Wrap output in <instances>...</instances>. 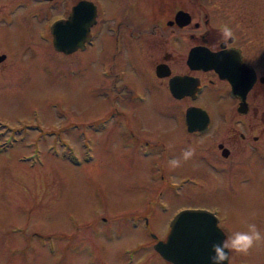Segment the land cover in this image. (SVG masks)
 <instances>
[{
	"label": "rangeland",
	"instance_id": "374dc122",
	"mask_svg": "<svg viewBox=\"0 0 264 264\" xmlns=\"http://www.w3.org/2000/svg\"><path fill=\"white\" fill-rule=\"evenodd\" d=\"M60 14L48 0H0V264H171L154 243L193 205L217 208L226 231L247 220L264 233L262 167L223 182L194 155L170 170L194 148L184 113L159 108L141 77L149 68L114 63L101 34L86 50H56L48 26ZM113 88L136 95L122 114L110 113ZM231 264H264V243Z\"/></svg>",
	"mask_w": 264,
	"mask_h": 264
},
{
	"label": "flooded vegetation",
	"instance_id": "af4514ba",
	"mask_svg": "<svg viewBox=\"0 0 264 264\" xmlns=\"http://www.w3.org/2000/svg\"><path fill=\"white\" fill-rule=\"evenodd\" d=\"M48 1L61 7L50 31L61 19L87 33L83 47L71 52L88 49L101 34L107 38L101 48L110 52L114 63L149 68L125 78L143 76L159 108L184 113L195 155L208 156L206 165L220 168L223 182L251 178L261 167L264 170V123L258 122L264 120V0H233L238 10L229 16L224 13L230 0ZM222 24L235 33L227 50L218 30ZM158 66L165 75L157 74ZM171 82L181 96L173 94ZM111 91L116 93L111 115L122 114L119 108L136 99L134 92ZM188 110L195 112L196 129H188ZM247 116L254 117L253 122ZM210 210L227 232L218 209Z\"/></svg>",
	"mask_w": 264,
	"mask_h": 264
},
{
	"label": "water",
	"instance_id": "95a60500",
	"mask_svg": "<svg viewBox=\"0 0 264 264\" xmlns=\"http://www.w3.org/2000/svg\"><path fill=\"white\" fill-rule=\"evenodd\" d=\"M77 7L74 8L72 18H76ZM74 28L59 19L52 24V41L56 50L69 53L77 47H83L87 39L86 31L73 30ZM5 54H0V61ZM163 67H157V74L165 75ZM171 90L177 92L172 85ZM195 112L188 110L186 123L189 130L199 127L194 119ZM225 238L224 230L218 225V217L208 209L184 208L181 209L170 222V229L165 239L154 243V248L171 264H210L212 244ZM227 264V262H225Z\"/></svg>",
	"mask_w": 264,
	"mask_h": 264
},
{
	"label": "clouds",
	"instance_id": "9594fccd",
	"mask_svg": "<svg viewBox=\"0 0 264 264\" xmlns=\"http://www.w3.org/2000/svg\"><path fill=\"white\" fill-rule=\"evenodd\" d=\"M218 30L225 50L230 49V41L235 39L233 29L227 24H222L218 27ZM194 155L195 148L189 145L178 157L169 159L167 166L174 171L182 167L183 163L191 160ZM241 223L244 230L227 231L222 241L212 244V255L209 257L210 264H225V262L231 264V256L233 254L247 256L254 247L264 243V233L258 229L255 223L247 220H243Z\"/></svg>",
	"mask_w": 264,
	"mask_h": 264
},
{
	"label": "bare ground",
	"instance_id": "6f19581e",
	"mask_svg": "<svg viewBox=\"0 0 264 264\" xmlns=\"http://www.w3.org/2000/svg\"><path fill=\"white\" fill-rule=\"evenodd\" d=\"M55 251V250H54Z\"/></svg>",
	"mask_w": 264,
	"mask_h": 264
}]
</instances>
